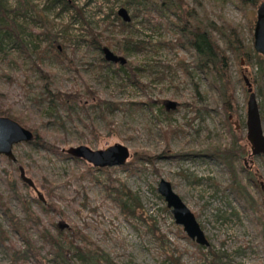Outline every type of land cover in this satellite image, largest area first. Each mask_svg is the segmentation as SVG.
I'll return each instance as SVG.
<instances>
[{
  "label": "rangeland",
  "instance_id": "374dc122",
  "mask_svg": "<svg viewBox=\"0 0 264 264\" xmlns=\"http://www.w3.org/2000/svg\"><path fill=\"white\" fill-rule=\"evenodd\" d=\"M27 1L44 19L52 22V33L56 35L52 46L60 55H54L47 40L38 35L42 32L41 25L31 11L21 9L19 0H4L7 12L0 15V93L6 97L1 105L24 110L42 139L53 142L54 151L21 143L11 148L13 162L0 155V195L7 197L10 212L20 220L23 218L17 198L21 196L25 206L50 233L56 235L59 230V234H67L72 228L81 230L113 264H170L166 259L174 249L180 264H209L208 249L223 255L217 264H264L256 213L225 189L230 180L224 165L200 155L208 146L231 148V129L244 137L249 153L246 141L249 94L244 78L255 95L264 136V75L257 78L258 65L253 53L249 66L233 53L227 54L234 106L227 116L220 110L223 100L218 90L194 67L193 51L174 45L178 30L167 25L158 13L142 10L133 17L136 4L126 5L125 0H65L67 6L62 10L52 0ZM197 1L215 19L218 9L214 3ZM185 2L198 10L192 0ZM140 3L147 7L144 0ZM120 9L126 10L128 22L116 15ZM223 15L245 25L239 10L231 4L224 7ZM88 31L97 35L99 47L89 43ZM252 31L245 25L244 39L251 44ZM160 42L167 45H159ZM102 48L123 58L125 64L132 62L138 66L136 75L141 88L131 82L125 70H117L120 64L103 60ZM35 51H40L38 60ZM178 57H183L188 64L187 74L176 66ZM100 59L109 66L98 69ZM31 62H37L39 68L49 72L52 92L76 90L80 96L78 104L84 109L75 107L66 117L62 107H47V102L38 101L41 80ZM83 83L98 99L124 106L111 113L99 112L84 95ZM148 101L153 102L151 108ZM167 101L176 103L177 107L166 110ZM226 116L230 117L229 126ZM86 124L94 128L96 136L89 134ZM114 144L128 149L127 163H132V167L97 169L65 154L68 148L77 146L94 151ZM135 154H148L154 160L148 164L136 160ZM175 154L186 156L176 158ZM246 154L235 155L233 160L237 173L264 213V154L251 158ZM161 179L171 184L194 213L208 247L197 246L175 224L157 192ZM113 181L136 193L143 216L137 215L135 221L123 218L105 195L106 187ZM12 182L15 192L10 186ZM260 185L263 190L257 188ZM58 223L67 225L68 229L57 230ZM0 228L12 243L22 246L17 234L9 230L1 207ZM26 236L35 246H40L34 226L27 227ZM62 240L58 236V241L65 243ZM197 247L207 254L208 262L201 260L203 255ZM0 264H11L1 244Z\"/></svg>",
  "mask_w": 264,
  "mask_h": 264
},
{
  "label": "trees",
  "instance_id": "16d2710c",
  "mask_svg": "<svg viewBox=\"0 0 264 264\" xmlns=\"http://www.w3.org/2000/svg\"><path fill=\"white\" fill-rule=\"evenodd\" d=\"M147 7L140 3V0H125V4L134 2L135 14L133 17L142 10H152L161 18L166 19V23L169 26H173L178 30V37L175 39L174 45L184 49L192 50L194 53V61L196 62L195 68L202 72L204 77L209 81L210 85L216 88L219 92L223 103L219 106L224 115L230 113L233 110V100L231 98L232 86L228 76V52L233 53L235 58H242L246 66L251 65V54L253 53L255 61L258 65L257 78L259 79L264 75V59L256 54L252 49L251 42L248 43L244 39V27L248 28L251 32L254 22L256 20V8L263 0H211L214 6L218 9V14L211 18L210 14L204 9V7L197 1L192 0L196 5V9L190 8L185 0H144ZM21 9L29 10L33 13L34 20L40 22L42 32L38 35L47 40V45L53 49L54 55L59 56V50L53 47V41L56 39L55 33H52V22L44 19L39 11H36L34 7L27 0H19ZM52 4L59 3L60 10L67 6L65 0H52ZM228 4L234 6L239 10L242 20L245 23H235L226 19L223 15V9ZM71 8L76 12L75 7L71 5ZM143 8V9H142ZM200 14H199V12ZM7 12L4 7V0H0V15ZM171 17L175 20H172ZM2 22H0V28H2ZM124 26V23H121ZM89 43L93 46L99 47L98 38L95 34L88 31ZM15 41H17L15 39ZM19 45L22 43L18 41ZM159 45H167L165 42H160ZM21 47V46H20ZM136 48H139L136 46ZM36 59L40 56V51H35ZM37 63V62H36ZM31 62L30 66L35 70L41 80L39 86L38 101L47 102V107L55 105L56 107H62L66 112V117L73 111L75 107L80 110L84 109V106L79 103V93L74 90L72 93H62L59 91L52 92L49 87V72L43 70L37 66V64ZM98 69L102 67H108L109 65L100 59ZM176 66L182 70L184 74H187L188 64L185 63L183 57L177 58ZM117 70H125L131 78V82L141 88L140 82L136 75L139 71L138 66H135L132 62H127L124 65L117 67ZM9 81H12L7 77ZM83 82V81H82ZM258 81H255L257 85ZM142 87H144L142 85ZM83 93L87 98L92 101V107L97 108L99 112L107 111L111 113L118 107L124 106L122 103H107L96 97L95 93L89 90L86 83H83ZM6 96L0 93V117H6L21 127L28 129L32 132L34 138L26 143V145H35L46 151H54L53 142L50 144L45 142L37 131V126L30 124V119L26 112L17 111L11 108L10 105H1V100ZM37 101V99H34ZM152 101H148V106L151 108ZM103 106V107H102ZM226 116V117H227ZM229 118H226V123L229 126ZM83 124V123H82ZM89 134L96 136V132L90 124L84 125ZM232 130L233 146L231 148L220 147L219 145L208 146L200 151L201 156H207L212 158L216 162L224 165L229 174V184L225 187L226 190L234 194L243 203L245 208H251L256 213V224L260 227L257 235L260 236L261 244L264 246V213L260 209V205L255 198H253L246 188L245 183L237 173V166L233 160L235 155L243 157L247 151L244 137L241 138L238 133ZM241 143H243L241 145ZM237 145V146H236ZM167 148V147H166ZM185 154H175L176 158H184ZM136 160L144 161L151 164L154 158L148 154H135ZM124 167H132V163H126ZM253 180V179H252ZM254 181V180H253ZM110 182V186L106 187L105 195L113 204L117 206L118 212L127 220H137L143 213L139 211L136 193L130 191L124 187L120 182ZM7 184L9 182L7 181ZM13 182L10 184L13 192ZM260 190L261 187L257 186ZM7 197L0 195V207L2 209L5 218L7 219L8 228L10 231L15 232L18 238L22 242V246H16L12 243L6 235V232L0 228V244L3 247L5 254L7 255L11 264H113L109 256L102 252V250L93 243L81 230L76 228L68 229L67 234L55 235L50 233L35 216L28 207L25 206V200L17 195L18 201L22 206L23 218L20 220L16 218L7 207ZM52 209L55 210V206ZM52 211V210H51ZM138 212L142 214H138ZM138 215V217H137ZM140 219V218H139ZM28 226H34L38 232V237L41 240L40 246H35L34 243L26 236V230ZM153 235V234H152ZM58 236L61 237L63 242L58 241ZM66 244V245H65ZM198 253L203 255L202 261L208 262L207 254L202 252L200 247H197ZM176 249L173 250L172 255L166 260L170 264H180L179 258L175 256ZM208 253L211 256L209 264H217L220 262V258L223 255L210 251ZM173 259V261L171 260Z\"/></svg>",
  "mask_w": 264,
  "mask_h": 264
},
{
  "label": "water",
  "instance_id": "95a60500",
  "mask_svg": "<svg viewBox=\"0 0 264 264\" xmlns=\"http://www.w3.org/2000/svg\"><path fill=\"white\" fill-rule=\"evenodd\" d=\"M116 15L121 17L124 22L130 20L126 10L120 9ZM252 49L264 59V0L256 8V20L252 31ZM103 60L107 63L125 64V60L115 56L106 48L101 49ZM247 92V119H246V141L249 144V157L264 154V136L262 134L261 119L256 103L255 95L252 93L250 84L244 78ZM177 104L171 101L165 103L166 110H174ZM34 138L31 131L21 127L13 120L0 117V155L10 161H14L11 154V148L14 145L28 143ZM65 154L70 158L79 159L93 168L104 169L123 166L130 157L128 149L120 144H114L104 150H90L85 146L68 148ZM157 192L164 200L173 216L174 222L180 226L186 236L197 246L208 247L209 243L204 232L198 223L194 213L184 204L182 199L173 191L172 186L165 180H160L157 186ZM58 229H68L63 223L57 224Z\"/></svg>",
  "mask_w": 264,
  "mask_h": 264
},
{
  "label": "flooded vegetation",
  "instance_id": "af4514ba",
  "mask_svg": "<svg viewBox=\"0 0 264 264\" xmlns=\"http://www.w3.org/2000/svg\"><path fill=\"white\" fill-rule=\"evenodd\" d=\"M229 121H230V117H229ZM237 129H238V127L235 125V130H237ZM246 153H247V151H246ZM246 153H245V154H246ZM246 155H247L248 157L250 156L249 153H247ZM250 158H251V157H250ZM244 164H245V163H244ZM260 187H261V190H263V186L260 185Z\"/></svg>",
  "mask_w": 264,
  "mask_h": 264
}]
</instances>
